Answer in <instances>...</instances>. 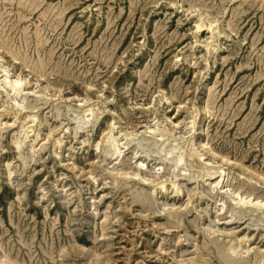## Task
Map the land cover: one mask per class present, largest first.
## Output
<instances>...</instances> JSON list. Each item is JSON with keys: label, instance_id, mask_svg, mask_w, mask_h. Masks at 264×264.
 <instances>
[{"label": "rangeland", "instance_id": "374dc122", "mask_svg": "<svg viewBox=\"0 0 264 264\" xmlns=\"http://www.w3.org/2000/svg\"><path fill=\"white\" fill-rule=\"evenodd\" d=\"M0 264H264V0H0Z\"/></svg>", "mask_w": 264, "mask_h": 264}, {"label": "bare ground", "instance_id": "6f19581e", "mask_svg": "<svg viewBox=\"0 0 264 264\" xmlns=\"http://www.w3.org/2000/svg\"><path fill=\"white\" fill-rule=\"evenodd\" d=\"M5 76V75H4ZM1 84H2V82H1ZM19 85H22V82L20 81V80H12V82H7V83H3L2 84V87H3V89H5L6 90V92H8V93H12V91H14V90H16V88L19 86ZM24 85V84H23ZM23 87V86H22ZM86 116H88V115H86ZM124 135H126V134H124ZM112 136V135H111ZM123 137V136H122ZM122 139V138H121ZM121 139H117V137H114V136H112V142H113V148H114V154H116V156H115V159H117L118 158V155H119V153H120V147H119V141L121 140ZM214 176V175H213ZM220 177V175H217V176H214V177H212L210 174L208 175V179H212V180H214V182L216 183V185H218L219 183H220V181H221V179L219 180V181H217V179ZM222 177V176H221ZM161 187H165V185H161ZM232 196V198L233 199H237V203L238 202H243V203H251L250 205H252V203L254 204V205H260L261 206V204H260V202H256V203H254L253 202V199H251V198H249V197H243V196H241V195H239V194H236L235 196H234V194L233 195H231ZM10 262V261H9Z\"/></svg>", "mask_w": 264, "mask_h": 264}]
</instances>
